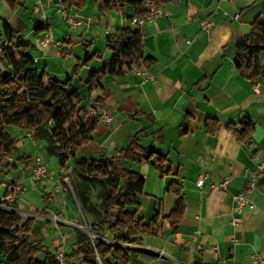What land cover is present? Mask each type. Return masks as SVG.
Masks as SVG:
<instances>
[{
	"label": "crops",
	"instance_id": "obj_1",
	"mask_svg": "<svg viewBox=\"0 0 264 264\" xmlns=\"http://www.w3.org/2000/svg\"><path fill=\"white\" fill-rule=\"evenodd\" d=\"M56 6L47 0H0V29L3 23L20 27L36 70L52 79H69L78 65L70 86L82 98L81 106L86 108L93 100L109 114V123L99 116L83 118L84 127L91 129L90 140L76 151L75 159L105 160L133 141L153 153L149 162L121 165L144 179L139 217L147 223L155 211L160 215L155 237L141 235L137 243L123 246L130 253V264H252L253 256L264 259V178L249 191L240 225L229 224L231 197L243 188L256 161L264 159V77L249 81L233 64L236 46L250 33L254 19L264 14V0L170 1L161 4L164 16L141 27L130 21L142 14L141 8L126 6L103 14L93 0H84L81 9L66 10L80 23L71 27L56 14ZM199 20H210L214 27L204 33ZM40 25L52 33L44 50L39 40L45 31L36 30ZM124 28L140 30L142 55L151 60L145 68L154 79L141 83L126 72L107 75L88 93L83 80L101 61L111 59L106 40ZM26 34L33 41L26 40ZM94 54L99 57L84 65ZM259 61L264 64V52ZM245 118L252 123L248 145L227 129ZM209 120L215 125L207 128ZM7 131L15 141L10 166L16 168L6 174L19 175L3 178L1 170L0 184H20L13 212L35 220L36 240L42 246L52 252L51 238L58 230L65 252L68 242L70 250L76 244L75 232L86 224L67 178L61 182L71 170L62 173L57 159L46 155L44 141L32 133ZM20 157L30 159L24 164ZM160 158H164L161 175L155 170ZM37 163L46 167L45 179L33 176ZM206 173L208 179L198 188L196 179ZM226 178L225 190H217ZM169 187L179 188L184 205L176 233L165 219L178 199ZM5 191L0 188V198ZM32 193H37L36 202L29 198Z\"/></svg>",
	"mask_w": 264,
	"mask_h": 264
},
{
	"label": "trees",
	"instance_id": "obj_2",
	"mask_svg": "<svg viewBox=\"0 0 264 264\" xmlns=\"http://www.w3.org/2000/svg\"><path fill=\"white\" fill-rule=\"evenodd\" d=\"M152 1L159 5L171 0ZM93 3L100 13L107 14L126 6L141 8L142 0H93ZM60 5L65 10L81 9L84 0H62ZM42 28L40 25L36 30ZM22 33L20 27L13 28L7 23L0 29V67L3 70L0 73V171L16 168L15 164L6 163L15 151V141L8 128L30 132L34 138L44 141L46 155L57 159L60 171L71 170L74 196L94 233V237L89 238L75 232L76 244L65 254L64 264H130V253L123 246L137 243L141 235L155 237L159 232L160 215L155 211L147 223L139 217L138 197L142 194L144 179L121 165L125 161L149 162L153 153L133 141L125 150L105 160L75 159L76 151L90 140L91 130L84 127L81 119L85 113L82 98L77 89L70 86L72 76H76L80 68L73 66L71 77L63 82L50 78L44 71L38 72L27 54L30 45L24 41ZM106 48L112 53L111 59L101 61L99 68L89 71L83 80L88 93L103 77L129 73L136 62L141 61L146 66L151 61L142 55L140 30H119L107 38ZM262 52L264 14L254 19L250 33L235 48L233 64L243 78L255 82L264 77V64L259 61ZM94 57L99 56L94 54L87 58L84 65ZM209 121L207 128L211 123L215 125L214 120ZM251 126V121L245 118L237 126L228 125L227 129L237 141L248 145ZM18 159L26 164L30 158ZM163 159L155 166L160 175ZM12 184L9 181L2 197L12 193L9 190ZM95 189L97 200L93 202L90 192ZM168 190L178 196L174 209L165 218L171 231L176 233L184 205L178 187ZM0 205H4L3 202L0 201ZM38 234L34 219H23L17 213L0 210V264H59L53 253L36 240Z\"/></svg>",
	"mask_w": 264,
	"mask_h": 264
},
{
	"label": "built area",
	"instance_id": "obj_3",
	"mask_svg": "<svg viewBox=\"0 0 264 264\" xmlns=\"http://www.w3.org/2000/svg\"><path fill=\"white\" fill-rule=\"evenodd\" d=\"M173 3H179L180 0H171ZM48 3H55L57 6L55 8L56 14H58L62 21L71 27H75L80 23L76 21L75 17H70L66 10L60 5L62 0H47ZM141 11L142 14L138 17H133L130 21L132 25L137 27H141L146 23H151L156 19L165 15L164 11L161 8V4L156 5L152 0H142L141 3ZM198 25L201 31L204 33L210 32V30L214 27V23L210 20H199ZM52 42V33L49 30H46L43 33L42 38L39 40V47L44 50L46 49ZM54 46H58V44L54 43ZM0 73H3L2 68L0 67ZM130 74L136 76L140 79L141 83H146L148 81H152L154 79V75L149 73L143 63L141 61L136 62L131 66L129 71ZM87 115L99 116L101 122L109 123L110 116L107 112L101 109L99 104H96L93 100H90L85 108V113L81 115V119ZM9 163L11 162L10 158L7 160ZM33 176L36 179H45L47 176L46 167L36 164ZM247 181L243 188L239 190L235 195L231 197L232 199V207H231V218L229 224L231 227L236 228L241 223V216L245 209V206L248 204V193L255 187V184L259 178H264V159H259L256 161L253 170L247 172L246 174ZM208 179V174L199 175L196 179V186L200 188L204 181ZM229 179L226 178L220 184L217 185V190L224 191L226 185L228 184ZM0 186L4 189H7V184L2 183ZM11 190V194L7 197L0 198V201L3 204L11 207L13 203L16 201L18 193L20 192V184L14 182L9 189ZM10 210V208L8 209ZM55 221V220H54ZM51 248L54 258L58 261L59 264H64L65 257V241L64 237L57 230V234L55 237L51 238ZM252 264H264V259L259 256H253L251 260Z\"/></svg>",
	"mask_w": 264,
	"mask_h": 264
},
{
	"label": "rangeland",
	"instance_id": "obj_4",
	"mask_svg": "<svg viewBox=\"0 0 264 264\" xmlns=\"http://www.w3.org/2000/svg\"><path fill=\"white\" fill-rule=\"evenodd\" d=\"M25 39L26 40H28V41H33L32 40V37L29 35V34H26L25 35ZM49 168H53L52 167V165H50L49 166ZM3 170V174H5V175H3V178L5 177V178H7L8 177V179H11L12 177L14 178V177H18V173H11V174H6V169H2ZM20 177V176H19ZM65 178H67V180H66V182L68 183V186L71 188V190H72V186H71V184H70V182L71 181H73V179H74V176L71 174V173H69V174H67V175H63V177L61 178V182H62V180L63 179H65ZM1 179V178H0ZM64 186L66 187L67 186V184H65L64 183ZM72 192H73V190H72ZM37 193H32V194H30L29 195V198H30V200H34V202H36L37 200H36V198H37V195H36ZM74 194V193H73ZM90 196L92 197V198H96L97 197V189H95L94 191H92V192H90ZM10 208V210H8ZM14 204L11 206V207H9V206H7L6 204H4V205H0V210H3V211H7V212H13V210H14ZM81 214H82V212H81ZM82 216H83V218L85 219V221H86V224H83L81 227H82V230H79V232L81 233V234H83V235H85V236H87V237H89V238H93L94 237V233L92 232V230H91V227H90V223H89V220L82 214ZM69 247V242L66 244V247ZM67 247V251H66V253H68L69 252V248Z\"/></svg>",
	"mask_w": 264,
	"mask_h": 264
}]
</instances>
